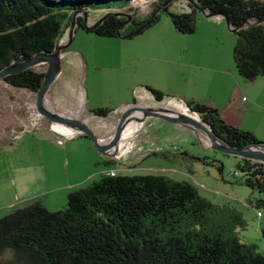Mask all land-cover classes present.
Masks as SVG:
<instances>
[{"label": "trees", "instance_id": "16d2710c", "mask_svg": "<svg viewBox=\"0 0 264 264\" xmlns=\"http://www.w3.org/2000/svg\"><path fill=\"white\" fill-rule=\"evenodd\" d=\"M87 1L95 0H0V71L36 55L54 53L73 15L89 14ZM158 1L151 17L139 22L135 31L145 26L138 32L142 33L158 21V7L167 0ZM194 1L201 10L224 14L232 27L239 28L233 59L242 80L264 77V25H243L264 20V0ZM188 6V12L172 13L168 5L162 8L175 29L185 35L197 31L198 9L191 3ZM119 14H111L89 32L116 38L119 27L134 16ZM76 21L84 29L83 17ZM44 74L31 68L2 80L37 93ZM146 89L156 101L166 99L161 90ZM185 102L226 146L259 143L253 133L228 125L212 106ZM92 113L108 116L112 111L99 108ZM152 155L168 157L160 151ZM242 162L238 168L243 183L264 194V164ZM110 172L70 193L65 209L50 211L35 201L1 217L0 264H264L258 246L243 242L235 226L220 221L224 209L202 197L195 185L165 175L112 176ZM261 209L264 197L258 201L257 210ZM233 218L241 224L238 215ZM260 232L264 243V227Z\"/></svg>", "mask_w": 264, "mask_h": 264}, {"label": "rangeland", "instance_id": "374dc122", "mask_svg": "<svg viewBox=\"0 0 264 264\" xmlns=\"http://www.w3.org/2000/svg\"><path fill=\"white\" fill-rule=\"evenodd\" d=\"M132 2L133 0L87 1L88 23L94 25L104 16L111 14L121 16L119 11L128 12L130 16H134L124 23L120 31L122 36H128L135 31V27L139 26V22L151 17L152 10L159 3L158 0H149L137 2L135 6H132ZM189 3L187 0H173L168 4V8L172 13L190 11ZM72 5L74 4L69 6ZM157 14L159 15L157 22L144 32L128 39L118 36L116 38L100 37L77 26L72 36V44L65 49L70 52L65 59L67 64L65 70L60 74L59 81L49 89V97L56 111L65 117L87 119L95 135L106 140L116 132V123L124 109L112 112L108 115L109 118H95L88 112L89 106H85L86 102L84 106L81 104L82 98H85L81 87L70 90L72 74L78 75L84 82V86L87 81L86 83L95 87L97 99L109 104L111 109L119 107V99L123 95L128 96L126 92L130 87L134 90L133 93L131 92V101L138 103L139 107H144L149 101L139 98L138 92L141 90L139 83L158 86L164 94L169 95V89L163 87L173 89L177 83L184 82L196 92H203L206 95H217L222 89L226 90L227 94L232 93V98H236L230 111L237 108L244 110L247 106L242 105L243 101L251 103L253 99H257L259 107L255 108V111L258 116L263 117L264 131V83H262L264 77L246 83L240 81V84L246 85L244 93L234 92L233 79L237 78L233 67L234 62L230 59L228 64L225 55L229 52L232 58L233 45L238 37L237 33L229 29L226 20L218 17L209 18L197 10V31L185 35L175 29L166 11L157 10ZM79 17H83V13L76 15V18ZM70 29L71 27L66 30L60 44H66L69 41ZM228 45H231L230 50ZM208 49L220 56L222 63L215 65L216 62L204 60L201 53ZM77 51L90 58L89 61L97 67L93 65L86 71L82 66L77 65L74 60ZM33 68L38 72L46 73L48 65L41 64ZM119 91H121L120 94ZM169 97L160 102L159 106L171 114L166 109L171 100ZM36 102L37 93L8 86L0 79V133L13 138H0V218L23 207L33 198H39L45 204L48 203L51 211L65 209L68 203V195L65 192L62 195L58 192H45L47 190L45 188L52 187L48 182L47 185L43 181L48 174L52 175L46 167V158L37 156L25 162V154L19 147L20 141L17 142L18 139L14 138L23 126L31 123V107L36 106ZM79 109V114L75 116L74 113ZM198 118L202 121L199 116ZM157 123L148 125L147 135L154 138L164 135L179 136L177 143L182 151H187V154L177 155L176 164L169 167L167 162L159 160L158 157L161 156L151 154L150 157L146 156L148 159L144 161L140 169L135 171L136 174L165 175L173 180L195 185L202 197L224 209L220 214V221L235 226V231L243 242L257 245L264 253V243L260 232L261 227H264V209H261L263 214L261 220L257 219L256 215L258 201L264 197V194L243 183V174L238 168L239 164L243 163L242 158L213 149L205 135L191 125L177 124L195 134L185 133L166 120ZM41 124L43 130L53 131L51 121L44 118ZM143 131L142 128L140 134ZM27 134L31 133L24 135ZM137 141L135 134L127 142L129 144ZM36 150L40 152L39 149ZM161 163L165 165H160ZM233 215L239 216L240 225L235 222Z\"/></svg>", "mask_w": 264, "mask_h": 264}, {"label": "crops", "instance_id": "0c3cea01", "mask_svg": "<svg viewBox=\"0 0 264 264\" xmlns=\"http://www.w3.org/2000/svg\"><path fill=\"white\" fill-rule=\"evenodd\" d=\"M218 24L221 25L220 23ZM236 43L235 45H233V49H235ZM228 48H229L228 50H230L231 45L230 46L228 45ZM233 49H232V58L229 52L227 55H225L228 64L230 63V59H232L234 62ZM69 53L70 52H67L65 50L63 51V56L61 58L62 66H63L62 72L65 70V67L67 65L65 59L68 57ZM75 53H76L74 55L75 62H77V65L82 66V68H84L86 71H88L91 68V66L94 65V63L89 61L90 58H87L81 52L77 51ZM201 55L204 60L208 59L209 61H211V63L216 62L215 65L220 64L223 61L220 56L215 55L214 51H210V49L205 50L203 53H201ZM233 67L236 73L235 77H237L233 79V84L235 88L234 92H238L237 94L240 93L242 94L244 93V88L246 86L244 84L250 81L242 80V77L239 76L238 71L236 69L235 62L233 64ZM220 73L224 74L222 72ZM71 77H73V80L70 90L72 88L77 89L81 87V90L83 91L85 96V102H86L85 106H89L88 112H90L91 114H94L92 113L93 110H97L99 108H107L110 109V111L114 112L116 110H120L122 107H129L131 104L135 103V101L134 102L131 101V97H132L131 92L133 93L134 90H132V87H130L127 89L126 92L128 96L123 95L121 96V99H119L120 100L119 107L111 109L109 104H106L104 101L102 102L99 101V99H97L95 87H92L90 83H86L87 81L85 82L86 86H84V82L81 80V78L78 77V75L72 74ZM58 81H59V77L57 78L54 84H56ZM240 81L245 83H243L242 85V83L240 84ZM3 82L7 84L5 81ZM183 83L184 82L177 83L173 89H170L169 87H163L169 89V95L165 94L166 98H168L169 96H173L169 98H179V99H183V101H198L199 103H205L209 106H212L213 109L218 110L221 117L224 120H226V123L228 125L239 128L242 131L251 132L255 135V139L258 142L264 143V131L262 126L263 117H261L260 115L258 116V114H256L255 111V108L259 107V103L257 99H253L251 103H249V101H243V103L241 102L242 105H245V107L247 106L246 109L243 108L244 110L237 108L234 109L233 111L232 110L230 111V107H232V103L236 98V97L232 98L233 97L232 93L231 95L227 94V91L222 89L221 92H219L217 95H214L212 93H211L212 95H206L203 92L202 93L196 92L192 87ZM139 84L141 86V90L140 91L138 90L139 98L141 100L146 99L149 102H156L154 96L149 91H147L146 87L151 86L157 90H160V87L149 85L147 83H145L144 85L143 83H139ZM120 92L121 91H119V94ZM143 108H148V107L144 106ZM160 121L163 122L162 119H155L153 117L144 120L142 124V128L144 129V131L142 134H140L141 130L137 132L138 134H136V137L138 141L135 143L138 145L139 148L159 149L161 153H165L166 156H168L167 157L168 159L162 156L158 158L161 161L167 162V164H169L168 165L169 167L170 165L172 166L176 164L177 159L176 158L174 159L173 155L182 156L185 153L187 154V151L185 150L182 151V148L179 147V144L177 143L179 136L176 137V136L164 135L163 137L159 136L158 138H154L153 136L147 135L146 130L148 125L156 124L157 122ZM175 127L179 130H182L185 133H194L182 126L175 125ZM0 138L13 139L2 133H0ZM19 141H20L19 144H21L19 145V147L21 151H23L25 154L24 156L25 162H29L28 160L37 156L38 157L42 156L46 158V167L49 168V171L52 172L53 180H51L52 175L49 176V174L47 173L48 174L47 178H44L43 181H45L46 184L48 182L49 185L52 187L45 188L47 189L45 190V192L48 193L58 192L59 194L61 193V195L62 193L64 194V192L66 195H69L70 193L76 190L79 191L83 188H86L92 183L99 181L109 171H114L116 172L117 175H122V176L137 175L135 171L140 169L141 166H143L144 161H146L148 157H150L148 156L146 158H141L142 156H139L137 153H135L129 157L127 162L124 163L117 161L114 162L111 157L99 153L94 148L93 142L84 135L79 134L76 137H74V139L68 140L65 146H59L56 144L55 135L52 132H50V130L47 129L44 130L42 129L41 131H37V132L35 131L31 134L24 135L22 138L17 140V142ZM121 141L119 143V146L122 145ZM35 148L39 149L40 152H37ZM111 161L113 162L112 165L108 166V164H105V162H111ZM160 165H165V164L161 163ZM35 201H39L43 203V205L46 208H48V210L50 211L52 210L48 207L47 202H46L47 204H45L43 201L39 200V198H33L32 200L24 204L23 207Z\"/></svg>", "mask_w": 264, "mask_h": 264}, {"label": "water", "instance_id": "95a60500", "mask_svg": "<svg viewBox=\"0 0 264 264\" xmlns=\"http://www.w3.org/2000/svg\"><path fill=\"white\" fill-rule=\"evenodd\" d=\"M147 2L149 0H135L132 2V6H135L137 2ZM191 3V5L195 6L198 10L203 12L207 17H218V18H223L226 20L229 29L235 33L239 31V28L232 27L231 24L229 23V18L225 16L222 13H209L207 11L201 10L196 4L194 0H187ZM173 2V0H169L168 2L164 3L163 5L160 6L158 10H161L163 7L167 6L169 3ZM78 13H83V23H84V30L89 32L93 31L96 28H98L104 21L105 19L110 16H104L102 19L97 21L94 25H90L88 23V17L87 13L80 11L75 13L72 18L71 22V29L69 30V41L66 44H58L55 52L53 53H42L39 55H36L34 58H31L28 61L25 62H20L17 65L7 67L0 71V79L5 78L7 75H13L19 72H24L28 69H31L35 67L36 65H41V64H47L48 65V70L44 74V80H43V85L39 88L37 92V102H36V108L37 111L44 117L45 119L51 121L52 124H62L65 125L75 131H79L81 135H84L88 137L94 144V148L101 154L106 155L110 157L112 154L110 151L113 148L117 147V144L120 140V135L125 127V124L127 123V120L131 117V115L136 112V111H141L144 114V119H148L150 117H153L155 119H162L166 120L170 123H173L175 125L177 124H182V125H191L197 130L207 133L210 135L211 142H212V148L225 153V154H231V155H236L240 156L242 159H248V160H253L255 162H260L264 164V150H258L257 146H262L264 148V143L259 142L257 145H249L244 148H231L226 146V144L222 143L219 139H217L212 132V128L206 124L203 121L197 122V120L192 119L190 117H183V116H176L173 114H168L164 108H159V109H154V107H149V108H143L139 107L138 103H133L130 105L128 109L125 111L123 110L121 118L117 121V127H116V132L110 137L111 143H103L104 140L100 139L95 135L94 130L89 126L87 119L86 120H80L77 117H65V115H62L57 112V114L51 113L50 110H48L45 105H44V98L46 95H49V89L53 84L56 82L57 78L59 77L60 73H62V61L61 58L63 56V51L67 48H69L70 44H72V36L74 33V29L77 27V18L76 15ZM264 20L261 21H255V22H250L247 21L243 23V25H262ZM123 25L119 27L117 31V36L122 37V38H131L134 35H136L139 31H142L145 26L142 28H139L137 31L132 32L128 36H122L120 31L122 29ZM155 106L160 107L159 104L160 102H155ZM187 107V106H186ZM188 108V107H187ZM189 109V108H188ZM190 110V109H189ZM191 111V110H190ZM192 113H196L191 111ZM95 118L100 117L102 119L109 118V116H98L95 115ZM198 115V114H197ZM139 120V118L137 119ZM140 121V120H139ZM109 138V137H108ZM107 138V139H108ZM109 138V139H110Z\"/></svg>", "mask_w": 264, "mask_h": 264}, {"label": "built area", "instance_id": "2783aa9c", "mask_svg": "<svg viewBox=\"0 0 264 264\" xmlns=\"http://www.w3.org/2000/svg\"><path fill=\"white\" fill-rule=\"evenodd\" d=\"M169 104H172V105H176V106H187L186 102L183 101V99H179V98H171V100L169 101ZM130 107V106H129ZM32 110H31V126L27 125V126H23L22 130H19V132H17L15 135H14V138L15 139H20L22 138V136L26 133H32V132H37V131H41L42 129V124H41V121L44 119V117H42V115L37 111V108L36 106H32L31 107ZM121 109H128V107H122ZM56 125H62V124H53L52 125V132L54 133L55 135V141L58 145H61V146H65L67 141L76 137L77 135L80 134L79 131H75L67 126H65L66 128H69V132L67 134H65L64 132H62L61 130H59L58 128H56L55 126ZM81 135V134H80ZM128 142L125 143L124 146H117L115 148H113L114 150L113 151H110V153L112 154L110 157L114 160V161H117V162H126L129 158V156L131 154H134V153H138L139 155L141 156H148L150 155L151 153H155V152H159L160 150L159 149H144V148H139L138 145L135 143V142H130L128 145ZM257 149L258 150H264V148L262 146H257ZM110 175L114 176L116 175V172L114 171H111L110 172ZM257 219L261 220L262 217H263V214L261 211H257Z\"/></svg>", "mask_w": 264, "mask_h": 264}, {"label": "bare ground", "instance_id": "6f19581e", "mask_svg": "<svg viewBox=\"0 0 264 264\" xmlns=\"http://www.w3.org/2000/svg\"><path fill=\"white\" fill-rule=\"evenodd\" d=\"M84 103H85V98L83 97L82 98V106H84ZM44 105L45 107L51 111V113L53 114H57V111L55 109V105L52 103V100L51 98L49 97V95H46L45 98H44ZM145 107H151V106H154L155 108L154 109H159V107L157 108V106H155V104L151 103V102H148L147 104L144 105ZM168 109V112H170L171 114L173 115H176V116H183V117H190L192 119H195L197 120V122H200L201 120L198 118V115L197 113H192L186 106H176V105H172V104H169V106H166ZM163 109V108H162ZM80 112V109L77 110L74 115L77 116ZM139 118V120H137ZM144 114L143 112L141 111H136L134 112L131 117L129 118V120H127V123L125 124V127L120 135V140L117 144V146H119V143L121 141V138H122V145L121 146H124L125 143L130 139L132 138L133 136H135V134H137V132H139L142 128V124H143V121H144ZM139 122H141L139 124ZM56 128H58L59 130H61L62 132H64L65 134H67L69 132V128H66L64 125H56L55 126ZM69 129V130H68ZM206 138V140L208 141V143L212 146V142H211V138H210V135L207 134V133H204L202 132ZM111 138L109 139H106L103 141V143H111ZM118 148V147H117ZM116 149V148H115ZM113 150V149H112ZM111 150V151H112Z\"/></svg>", "mask_w": 264, "mask_h": 264}, {"label": "flooded vegetation", "instance_id": "af4514ba", "mask_svg": "<svg viewBox=\"0 0 264 264\" xmlns=\"http://www.w3.org/2000/svg\"><path fill=\"white\" fill-rule=\"evenodd\" d=\"M115 114V113H114ZM119 114V113H118Z\"/></svg>", "mask_w": 264, "mask_h": 264}]
</instances>
